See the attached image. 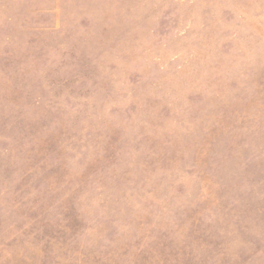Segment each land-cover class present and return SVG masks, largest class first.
I'll return each instance as SVG.
<instances>
[{"label":"rangeland","instance_id":"obj_1","mask_svg":"<svg viewBox=\"0 0 264 264\" xmlns=\"http://www.w3.org/2000/svg\"><path fill=\"white\" fill-rule=\"evenodd\" d=\"M0 264H264V0H0Z\"/></svg>","mask_w":264,"mask_h":264}]
</instances>
